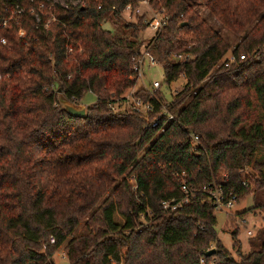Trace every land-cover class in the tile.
<instances>
[{"label":"trees","instance_id":"trees-1","mask_svg":"<svg viewBox=\"0 0 264 264\" xmlns=\"http://www.w3.org/2000/svg\"><path fill=\"white\" fill-rule=\"evenodd\" d=\"M140 1L0 0V264H55L62 244L71 264H264V230L233 257L201 189L215 180L264 206V0H195L233 46L194 0H148L166 19L146 48L167 83L186 82L170 100L134 91L146 115L112 107L135 84L145 14L124 23L128 34L102 25ZM86 91L96 100L85 116L61 106ZM183 178L188 202L164 210Z\"/></svg>","mask_w":264,"mask_h":264},{"label":"rangeland","instance_id":"rangeland-1","mask_svg":"<svg viewBox=\"0 0 264 264\" xmlns=\"http://www.w3.org/2000/svg\"><path fill=\"white\" fill-rule=\"evenodd\" d=\"M59 1L60 3H64V0H53ZM196 7L200 10V12L207 17V19L214 24L216 27L221 29L224 37L230 42L231 46H233L237 41L238 37L230 31L227 27L223 26L215 17H213L207 8H205L202 4L195 1ZM138 9V10H137ZM153 7L149 5L146 1H140L137 6H132L130 8L124 9L122 13V18L117 20L114 19L109 12L107 16L102 20V25L108 29H111L115 32L122 33L130 32L129 28H125L124 23L135 22L137 15L145 14L143 21L150 18L151 16H160V14L156 13ZM147 24V23H146ZM155 31L147 24V26L142 29L139 33V41L141 46V50H145L146 45L150 37L154 35ZM229 53V51H228ZM227 55V54H226ZM155 81L160 82V86L158 89L163 92L165 98L170 100L172 96L179 91L184 83L186 82V78L183 75H179L176 79L172 80L170 83H167L164 78V70L162 64L157 60V63L150 65L148 60L145 59L143 63L142 74L137 76L134 86L126 90L124 93L127 99L119 101V105H116V108H125L128 107L129 104H133L132 93L136 91L138 88H143L145 90L152 91V83ZM96 100V95L92 91H86L83 97L79 100V102L74 103L75 105H83L86 106ZM71 102L62 95L59 96V102L62 104L63 102ZM72 103V102H71ZM151 120L153 118H150ZM251 169L246 167L242 172V177L246 175H251ZM257 195L264 199V190H259ZM246 209V213L244 215H239V212ZM216 215V230L218 236L220 237L224 246H226L233 257L239 258V254L237 251V247L240 244V249L243 253L249 252L252 247L250 245V238H254L261 231L264 230V206L256 203V199L254 198V193L250 192L248 194H244L240 196L235 201L232 208L228 210H214ZM116 219L120 220L121 218L116 215ZM237 228L238 236L237 239L239 242L235 241L232 236V229ZM247 230H251V233L248 234ZM82 231V223L79 224L77 229L74 231V234L80 233ZM52 259L55 264H71L66 255V250L64 244L60 245L57 250L53 253Z\"/></svg>","mask_w":264,"mask_h":264},{"label":"built area","instance_id":"built-area-1","mask_svg":"<svg viewBox=\"0 0 264 264\" xmlns=\"http://www.w3.org/2000/svg\"><path fill=\"white\" fill-rule=\"evenodd\" d=\"M141 1H146L148 3V0H141ZM132 7L131 4H127L125 9ZM138 10V9H137ZM157 14H160V16H151L150 18L146 19L145 22L149 24V26L155 31L158 30L164 23L166 16L163 14V12L156 11ZM190 57L189 53H180V54H175L174 58L175 60L179 61H186ZM244 54L240 55V58H243ZM147 59L150 65H153L157 63V59L155 56L145 48V50H141L140 55L136 59L134 63V69L136 71L135 74V79H137V76L142 74V69H143V63L144 60ZM235 57L233 54L229 53L226 56V61L225 64L228 65L232 60H234ZM160 86V82L155 81L152 83V91ZM150 91V92H152ZM128 97V96H127ZM132 106L136 110L140 111L144 115L147 114V110L152 109L151 105L149 102H143L140 98H133L132 99ZM113 108H116V104L112 105ZM117 109V108H116ZM167 111L166 109H164ZM169 113V112H168ZM170 118L173 116L171 113L168 115ZM157 121L155 118L150 120V123L155 124ZM193 140H197L198 136L193 135ZM245 183V181H243ZM180 187L184 192V195L180 198H169V199H163L161 201V207L164 210H176L180 208L184 203L188 202L189 200V193L192 192L190 187L188 186L186 180L183 178ZM201 189L206 193L207 200L211 203L212 207L214 210H228L232 208L234 205L235 201L237 200L238 196L236 193H228L224 191V188L221 184L217 183L215 180H212L210 182H207L201 186ZM248 234L251 233V230H247ZM53 241V239H51ZM210 249V248H208ZM200 263L201 264H214L213 261L206 262L205 258L203 256L200 257Z\"/></svg>","mask_w":264,"mask_h":264},{"label":"water","instance_id":"water-1","mask_svg":"<svg viewBox=\"0 0 264 264\" xmlns=\"http://www.w3.org/2000/svg\"><path fill=\"white\" fill-rule=\"evenodd\" d=\"M66 99V98H65ZM68 100V99H67ZM70 101V100H69ZM72 102V101H71ZM63 102L61 106L70 114L74 116H85V108L83 105H75L74 102ZM214 251V248L208 249L205 253L210 255Z\"/></svg>","mask_w":264,"mask_h":264}]
</instances>
